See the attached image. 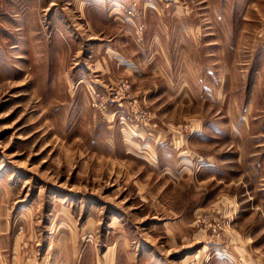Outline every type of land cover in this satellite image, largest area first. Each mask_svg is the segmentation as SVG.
<instances>
[{"label":"rangeland","instance_id":"obj_1","mask_svg":"<svg viewBox=\"0 0 264 264\" xmlns=\"http://www.w3.org/2000/svg\"><path fill=\"white\" fill-rule=\"evenodd\" d=\"M0 264H264V0H0Z\"/></svg>","mask_w":264,"mask_h":264}]
</instances>
